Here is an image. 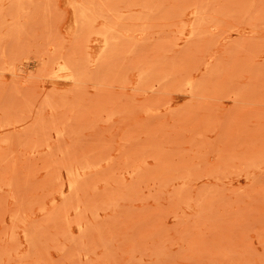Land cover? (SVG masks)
<instances>
[{
  "label": "rangeland",
  "instance_id": "1",
  "mask_svg": "<svg viewBox=\"0 0 264 264\" xmlns=\"http://www.w3.org/2000/svg\"><path fill=\"white\" fill-rule=\"evenodd\" d=\"M0 264H264V0H0Z\"/></svg>",
  "mask_w": 264,
  "mask_h": 264
}]
</instances>
